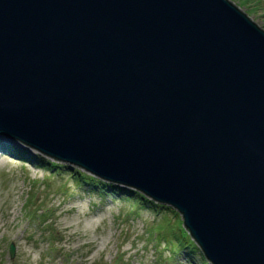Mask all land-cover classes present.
I'll use <instances>...</instances> for the list:
<instances>
[{"label":"water","instance_id":"1","mask_svg":"<svg viewBox=\"0 0 264 264\" xmlns=\"http://www.w3.org/2000/svg\"><path fill=\"white\" fill-rule=\"evenodd\" d=\"M0 138L264 264V29L231 0H0Z\"/></svg>","mask_w":264,"mask_h":264},{"label":"rangeland","instance_id":"2","mask_svg":"<svg viewBox=\"0 0 264 264\" xmlns=\"http://www.w3.org/2000/svg\"><path fill=\"white\" fill-rule=\"evenodd\" d=\"M231 1L264 29V0ZM11 144L0 150V264H204L175 209L93 191Z\"/></svg>","mask_w":264,"mask_h":264},{"label":"trees","instance_id":"3","mask_svg":"<svg viewBox=\"0 0 264 264\" xmlns=\"http://www.w3.org/2000/svg\"><path fill=\"white\" fill-rule=\"evenodd\" d=\"M45 163H46L47 167L50 168L51 170L54 169V168L58 169V168H62V167H67L66 164L59 163L56 160H47L46 159ZM73 174H75L74 177L77 180V182L82 180V181L88 183L90 185V189L93 190V191L94 190L95 191L99 190L100 192H103V193L112 192V193H115V194L126 193L127 194L126 196L129 195L128 193H134L135 197H137L135 199H137L139 202L142 201V199L146 200V202H150V203L153 202L150 199L144 198V196H142L137 191L130 190V189L126 190L125 188H123L121 186H118L116 184H112V183H108V182L102 181V180H100L99 178H97L95 176L87 174L86 172L82 171L81 169L80 170H75V173H73ZM125 191H127V192H125ZM123 195H125V194H123ZM154 206H156V205L154 204ZM45 222H46V220L42 221V223H45ZM185 231L187 233L186 229H185ZM192 242H193V245L195 247V248H192V249H198L199 253H200V255H201L202 259H203V263L207 264V260H206L205 256L203 255V253L201 252L200 248L195 244V242L193 240H192Z\"/></svg>","mask_w":264,"mask_h":264},{"label":"bare ground","instance_id":"4","mask_svg":"<svg viewBox=\"0 0 264 264\" xmlns=\"http://www.w3.org/2000/svg\"><path fill=\"white\" fill-rule=\"evenodd\" d=\"M13 142H10L8 140H5L3 138H0V150H6V152L10 151L12 149V144ZM5 152V151H3Z\"/></svg>","mask_w":264,"mask_h":264}]
</instances>
